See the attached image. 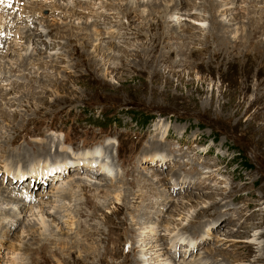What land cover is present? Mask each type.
I'll return each instance as SVG.
<instances>
[{"label":"rangeland","instance_id":"1","mask_svg":"<svg viewBox=\"0 0 264 264\" xmlns=\"http://www.w3.org/2000/svg\"><path fill=\"white\" fill-rule=\"evenodd\" d=\"M56 1L78 15L24 0L40 16L23 23L14 0L0 7L10 15L0 26V186L28 194L34 212L41 200L44 212L57 208L48 231L28 228L25 213L0 217V264H141L145 245L167 248L176 235L186 242L160 257L169 264H264V0L226 15L210 9L220 0H182L174 13L175 0L153 11ZM212 17L232 23L217 25L225 36ZM90 151L94 168L105 157L113 174L68 165L52 181L29 180L38 158ZM2 163L28 179L17 175L16 189ZM10 206L0 200V214Z\"/></svg>","mask_w":264,"mask_h":264},{"label":"bare ground","instance_id":"2","mask_svg":"<svg viewBox=\"0 0 264 264\" xmlns=\"http://www.w3.org/2000/svg\"><path fill=\"white\" fill-rule=\"evenodd\" d=\"M5 1V5H8V4H10V2H8L7 0H4ZM21 1V2H20ZM50 2L51 4V7L53 8V11H60V10H62L61 12H66L67 11V14H68V17H70V14L71 13H73L75 16L76 15H78V14H76L77 13V11H73V10H71V9H68L67 7H63V5L62 4H56V2H58V1H56V0H45V2ZM128 2L126 3V4H128L127 6L128 7H130V6H134V7H139V6H141V5H144V4H147V3H149L147 6H149V8L151 9V7H152V11L154 10V9H156V8H159L160 7V5H161V2H160V0H142L141 2H139L138 0H127ZM172 1V0H171ZM184 1V0H183ZM183 1L182 0H175L174 1V4L173 5H170L171 7H167V5H164L165 7H167V8H169V9H171V10H168V11H173V10H175V12H176V10L181 6V4L183 3ZM247 1V0H246ZM254 1V0H253ZM19 2H20V4H19ZM163 2H165V1H163ZM258 2V1H257ZM14 3H15V7H13V9H15V8H18V11H19V14H18V16H17V20H20V21H22L23 23L24 22H26V23H28L31 19V17H35V15H37V16H40V12L37 10V11H34V5L35 4H27L26 2H24V0H19L18 2H16V0H14ZM159 3V4H158ZM185 3V2H184ZM239 3H240V0H238V3H237V0H220L219 2H217V3H215V4H212V5H210V9L212 10V12H213V14H214V12L216 11V10H218V8L219 7H224V8H226L225 10H220V15H224L226 12H228V14H230L231 13V11L230 10H235V9H238V5H239ZM1 4V3H0ZM39 4H41V5H43L42 3H39ZM109 4V3H108ZM187 4L189 5V7H194V8H196L195 10H198V7H199V5L198 6H196L195 5V2L194 1H191L190 3L189 2H187ZM238 4V5H237ZM40 5V6H41ZM247 5V4H246ZM36 6H39L37 3H36ZM78 7H80L81 8V4H79V5H77ZM107 6H111V4H109V5H107ZM126 6V7H127ZM200 6H202V7H204V5H200ZM234 6V8H231V7H233ZM41 7H43V6H41ZM50 7V8H51ZM84 7V6H83ZM112 7V6H111ZM110 7V8H111ZM241 7V6H240ZM113 8V7H112ZM40 9V8H39ZM83 9V8H82ZM163 9V8H162ZM5 10V9H4ZM107 10V9H106ZM167 10V9H166ZM180 10V9H179ZM2 11V13H0V26H1V22H3V20H5V18H6V20H7V17H10V15H9V13H5L6 12V10L5 11H3V10H1ZM151 11V12H152ZM199 11V10H198ZM167 12V11H166ZM172 13H174V12H172ZM180 13V12H179ZM227 14V15H228ZM246 14V13H245ZM22 15V16H21ZM64 15V14H63ZM152 15V14H151ZM226 15V14H225ZM248 15H249V13H248ZM42 16V15H41ZM244 16V15H243ZM43 17V16H42ZM103 17V16H102ZM30 19V20H29ZM42 19V18H41ZM62 19V18H61ZM19 21V22H20ZM87 21V20H86ZM5 23V25L8 27V25H7V23H6V21H4ZM18 22V21H17ZM18 22V23H19ZM56 21H54V23H55ZM62 22V21H61ZM71 22V21H70ZM164 22V21H163ZM200 22V21H199ZM87 23V22H86ZM3 24V23H2ZM63 24V23H62ZM92 25H93V23H91ZM212 29L214 30V35L215 36H225L224 35V32H223V30L221 29V28H219L217 25H225V26H230V28H231V24L232 23H227V22H224V21H220V22H218V20L217 19H215L214 17H212ZM214 25V26H213ZM53 26H55V25H52L51 27H53ZM58 26V25H57ZM56 26V27H57ZM180 26V25H179ZM47 27L48 28H50V24H48L47 25ZM87 28H88V26H86ZM1 28V27H0ZM2 29V28H1ZM1 29H0V34H1ZM55 29V28H54ZM229 29V28H228ZM233 30V28L232 29H230L229 31H232ZM234 31V33H236V30L234 29L233 30ZM4 32V31H3ZM2 32V33H3ZM30 33H32L33 34V32L32 31H30V30H27L26 32H25V34L23 35V36H25V38H26V41H25V43H26V45H28V41L30 40L29 38H31L30 37ZM228 33H230V32H228ZM31 34V35H32ZM24 38V37H23ZM34 38V37H33ZM32 39V38H31ZM232 39H235V41L234 42H236V40H238L239 39V37H236V36H234V38H232ZM221 40L223 41V43H224V39L223 38H221ZM222 41H221V44H222ZM36 42V41H35ZM4 44V43H3ZM1 45H2V43H1ZM0 45V46H1ZM109 45H112V43L111 44H109ZM9 45H7V47H8ZM6 47V48H7ZM3 48V47H2ZM5 48V49H6ZM9 48V47H8ZM1 49V48H0ZM12 49V48H11ZM7 51V50H6ZM26 59V58H25ZM25 59L23 60V61H25ZM27 62V61H26ZM25 63V62H24ZM2 71V70H1ZM0 71V75L3 73V72H1ZM157 126L161 129V131H162V129L166 132V134H165V132H162L161 134H160V136H161V138H166V136H167V134H168V127H167V125H165V124H157ZM160 131V130H159ZM165 134V135H164ZM157 140V139H156ZM13 143V141H11V143L10 144H12ZM45 148V152L46 151H48L47 149H46V147H44ZM98 149V148H97ZM44 150V149H43ZM98 151H95V152H92V151H90V152H86V153H83V154H80L79 156H74V157H72V158H70V157H67V156H64V157H61V159H62V161L60 160V161H58V162H56V163H52V162H44V161H42L43 159L41 158H38V161L37 162H35L34 164H31V166H30V168L28 169L29 171H31V174L29 175V178H30V180H32V181H34L35 182V184L37 183H41V181L39 180V178L38 177H40V178H42L41 180H50L51 179V181H52V179L53 178H55V177H58V176H60V174H64L65 173V171H66V169H68V167L70 166V167H76L77 169H78V172H79V170H85V171H87L86 173H88L90 170H92V171H95L94 173H96V174H102L103 175V173L104 174H113V172H114V170L115 169H113V165H111L110 164V162H108V161H106L107 159L104 157V159H102V163H100V165H99V167H97V168H94V166H96L97 164L95 163L96 162V160L97 159H95L96 158V153H97ZM146 153H148V154H150V153H152L151 152V150L150 151H148V152H146ZM98 154V153H97ZM59 155H61V154H59ZM22 158H23V156H22ZM151 158V157H150ZM106 159V160H105ZM153 161V160H152ZM87 162H89V163H87ZM168 162H169V159H168ZM69 165V166H68ZM48 168H49V170H48ZM2 169L4 170V175L5 176H9L10 177V179H9V184H11L12 186L14 185V187L17 189L18 188V183H20V182H23V181H25L26 179V175L25 176H23V179H22V177H21V175H22V170L23 169H21L20 167H17V166H7V164H4V163H2ZM93 169H95V170H93ZM28 170H27V172H28ZM53 170V171H52ZM82 171H80V172H82ZM50 172H51V174H50ZM78 172H76L77 174H78ZM85 173V174H86ZM90 173V172H89ZM82 174H84L83 172H82ZM17 175H19L20 176V178H21V180H20V182H19V180H18V182H15L17 179H18V176ZM80 175V174H79ZM63 176V175H62ZM88 176V175H87ZM111 176H113V175H111ZM89 177V176H88ZM117 177H118V174H116V175H114L113 177H110V178H112L113 180H115V181H117ZM28 178V177H27ZM62 178V177H61ZM25 179V180H24ZM12 181H14L13 183H12ZM76 181H80V183H85V182H91V181H88L87 179H86V181H81V180H76ZM92 183V182H91ZM88 184V183H87ZM95 183H93L92 185H94ZM3 186H0V200L1 201H5L7 204H10L11 206L10 207H8L7 209H5V212L6 213H4V209L2 210L3 212H2V214H0V217H2V216H5L6 218L5 219H7V217L8 218H10V216H11V218H12V221H11V224L15 221V218L17 219V218H19L21 215H22V213H25V214H28V215H30V217H32V219H30V220H32V222H29L30 220L28 219V223H27V227L28 228H32V227H35V226H37V227H39V229H42L43 231L44 230H47V228H49V227H47L46 228V226L47 225H45L46 223H45V218L46 217H51L52 216V214H55V213H57L56 212V210H57V208L55 209V207H52V208H50L51 210H52V212L51 213H47L46 211L44 212V209H42V205H44L45 204V202L46 201H43V200H41V202H40V204L41 205H39L38 207H36V212H34L33 210H32V207H30V206H28V203H30L31 202V199H33V198H29V195L27 194V195H25L26 193H24V192H22V193H19L18 191H16L14 188H9V187H4V188H2ZM115 188V185H110V187H109V189H114ZM108 189V190H109ZM116 188H115V191H112V192H114V194H116ZM68 191V190H67ZM67 191L65 190V187L64 186H62L60 189H56L55 190V194L53 195V197H54V200H55V198L56 199H58V198H63L64 196L63 195H65L66 193H67ZM104 191V190H103ZM53 192V191H52ZM118 196V195H117ZM36 198V197H35ZM115 200L117 201V202H119V197H116L115 196ZM56 202V201H55ZM47 204V203H46ZM120 205V204H119ZM120 208V207H119ZM135 208V207H134ZM121 209V208H120ZM1 212V211H0ZM139 212V211H138ZM46 216V217H45ZM144 216V215H143ZM57 217V216H56ZM146 217V216H145ZM28 218V217H27ZM53 218H55V217H53ZM5 219H1L0 220V229H3L2 230V232H1V234H2V237L0 238V241H2L5 237L3 236L4 234H5V232H6V224L4 225V223H2L3 222V220H5ZM52 220H54V219H52ZM56 220V219H55ZM10 224V225H11ZM8 225V224H7ZM50 229V228H49ZM27 230V229H26ZM51 230V229H50ZM145 230V229H144ZM151 230H153V229H151ZM43 231H41V233L43 232ZM48 231V230H47ZM148 231V230H147ZM167 231V230H166ZM26 233V232H25ZM28 233V232H27ZM150 233V232H149ZM153 233V232H152ZM0 234V235H1ZM147 235H148V233H147ZM169 235V234H168ZM6 236V235H5ZM156 238V237H155ZM156 239H158L159 241H161L162 239H163V237L162 236H160V234H159V237H157ZM153 242V241H152ZM184 242H186V237L185 236H179V235H176L175 236V238L173 239V241H172V245L170 246V247H167V248H160V249H158V247H154L153 245H151V246H147V245H145V247L144 248H142L141 249V256L143 257V260H142V263L143 264H169V262H171L170 261V258H168V256H167V258L168 259H161L160 257L162 256V255H164V254H166V253H168V252H170L171 251V249L172 248H174L175 246H177L176 244H184ZM188 242H189V245H190V243H193L194 241H191V240H188ZM156 243V242H155ZM199 243H200V241H199ZM142 246V245H141ZM13 247V246H12ZM161 247V246H160ZM187 251H189L190 253H192V251H194V249L193 248H187L186 249ZM160 251H164L163 253H161ZM184 253H185V250H184ZM190 255V254H189ZM147 257V258H146ZM144 258H146V259H144ZM141 263V264H142ZM170 264H173V263H170Z\"/></svg>","mask_w":264,"mask_h":264}]
</instances>
